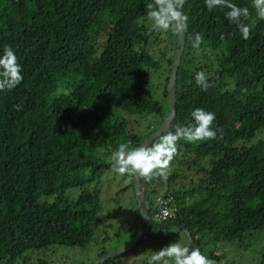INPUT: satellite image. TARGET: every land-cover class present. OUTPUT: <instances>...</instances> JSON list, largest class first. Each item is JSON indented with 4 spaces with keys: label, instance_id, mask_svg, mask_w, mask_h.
Instances as JSON below:
<instances>
[{
    "label": "trees",
    "instance_id": "trees-1",
    "mask_svg": "<svg viewBox=\"0 0 264 264\" xmlns=\"http://www.w3.org/2000/svg\"><path fill=\"white\" fill-rule=\"evenodd\" d=\"M149 2L0 0V55L11 47L23 76L14 89L0 91V264L54 244L86 246L103 216L98 187L85 186L113 169L109 157L119 144L140 146L168 117L177 34L148 27ZM232 2L249 9V39L225 17L227 9L210 12L205 0H185L181 9L186 46L168 131L191 123V112L203 108L216 116L217 138L179 140L167 180L147 179L145 190L151 215L164 202L176 208L166 222L184 224L214 263L222 255L205 253L207 238L243 243L264 230V137L255 140L264 129V20L252 0ZM197 33L202 42L194 48ZM198 71L214 86L202 90ZM153 72L166 75L164 101L151 89ZM128 117L145 124L144 131L132 130ZM122 176L129 180L123 190L134 192L140 226L133 175ZM78 187L79 195H69ZM170 228L150 229L122 255L152 247ZM254 264H264V251Z\"/></svg>",
    "mask_w": 264,
    "mask_h": 264
},
{
    "label": "clouds",
    "instance_id": "clouds-1",
    "mask_svg": "<svg viewBox=\"0 0 264 264\" xmlns=\"http://www.w3.org/2000/svg\"><path fill=\"white\" fill-rule=\"evenodd\" d=\"M185 0H151L146 5L148 27L156 32H171L174 35L187 30V16L181 9ZM207 9H227L225 17L234 23L244 39L250 38L253 24L245 23L250 17L247 7H239L232 0H205ZM256 16L264 20V0H252ZM202 37L197 33L192 46L199 48ZM21 65L13 49L5 46L0 55V91H10L23 80ZM196 84L204 91L214 85L204 71L195 74ZM17 110L19 108L17 107ZM192 122L185 126H176L175 131H168L148 146L132 147L121 143L111 153L109 162L113 170L120 175H139L146 179L159 177L167 180L171 161L177 154L179 140L194 143L217 138L212 125L216 119L213 112L195 108L191 112ZM147 264H214V261L203 255L198 248L189 249L179 242H172L156 251L147 259Z\"/></svg>",
    "mask_w": 264,
    "mask_h": 264
},
{
    "label": "rangeland",
    "instance_id": "rangeland-1",
    "mask_svg": "<svg viewBox=\"0 0 264 264\" xmlns=\"http://www.w3.org/2000/svg\"><path fill=\"white\" fill-rule=\"evenodd\" d=\"M162 46H165V42ZM152 48L158 50L160 46H152ZM155 73L152 74L151 89L155 98L164 101L162 83L166 75ZM128 118L132 130L144 131L145 124L140 127L141 124L136 117ZM260 137H264V129L258 132L255 140ZM192 174L194 178L198 177L194 172ZM187 182V180H183L180 183ZM128 183V179L110 169L102 173L99 181L85 186L90 190L98 187L102 203L100 215L103 216V224L96 230L93 239L86 246L54 244L46 249L28 250L16 260H6L3 264H95L102 258L101 253L103 251L114 252L125 247L132 240L133 226H137L139 223L134 192L131 188L123 190ZM82 189V187L73 188L69 191V195L73 194L76 197ZM46 199L52 200L53 197H42V200ZM252 232L254 236L243 243L227 239L216 241L212 240L211 237L207 238L205 253L215 249L217 253L222 255V260L214 264H231L233 262L254 264L258 262L261 253L264 251V230ZM164 237L163 240L156 241L152 247L146 248L141 253L118 255L114 261L109 260L103 264H147L150 255L172 242H179L185 247L189 246L186 235L184 233L178 234L175 227H171Z\"/></svg>",
    "mask_w": 264,
    "mask_h": 264
},
{
    "label": "water",
    "instance_id": "water-1",
    "mask_svg": "<svg viewBox=\"0 0 264 264\" xmlns=\"http://www.w3.org/2000/svg\"><path fill=\"white\" fill-rule=\"evenodd\" d=\"M186 46V33L185 31L180 32L177 34V42H176V48L173 55V63L171 65V72L169 75V81L167 84V102L169 107V115L166 118V120L157 128L156 131L152 132L148 138L141 142L140 146H148L151 145L153 142H155L160 135L164 134L166 131H168L177 115V109H176V102H177V92H178V85H177V77L178 72L181 66L182 57L185 51ZM133 181H134V188H135V196L136 200L138 202V209L140 210L141 215V221L140 226L138 228V231L133 238V240L127 244L125 247L116 250L114 252H110L104 256L95 264H103L106 261H109L110 259L122 255L124 253L129 252L132 250L138 241L144 236L145 233H147L152 228H168L175 226L178 229L182 230L183 233L186 235L188 241H189V249L196 248V240L193 237L191 231L182 223L178 221H169V222H160L155 220L151 213H150V206L147 203L145 190L147 187V179L144 177H141L139 175H133Z\"/></svg>",
    "mask_w": 264,
    "mask_h": 264
},
{
    "label": "built area",
    "instance_id": "built-area-1",
    "mask_svg": "<svg viewBox=\"0 0 264 264\" xmlns=\"http://www.w3.org/2000/svg\"><path fill=\"white\" fill-rule=\"evenodd\" d=\"M176 208H172L166 205L164 202L161 210L155 213L152 217L160 222H166L167 219H172L175 217Z\"/></svg>",
    "mask_w": 264,
    "mask_h": 264
}]
</instances>
